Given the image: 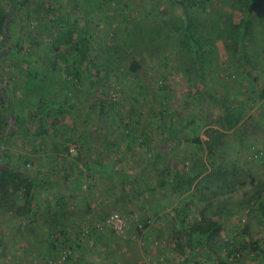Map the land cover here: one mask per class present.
I'll list each match as a JSON object with an SVG mask.
<instances>
[{
	"label": "rangeland",
	"instance_id": "374dc122",
	"mask_svg": "<svg viewBox=\"0 0 264 264\" xmlns=\"http://www.w3.org/2000/svg\"><path fill=\"white\" fill-rule=\"evenodd\" d=\"M77 8L53 26L58 11L17 14L0 45V168L34 185L33 214L0 211V264H264V0ZM13 197L24 205L22 189ZM113 211L149 221L146 238L83 233ZM209 222L214 239L191 234Z\"/></svg>",
	"mask_w": 264,
	"mask_h": 264
},
{
	"label": "trees",
	"instance_id": "16d2710c",
	"mask_svg": "<svg viewBox=\"0 0 264 264\" xmlns=\"http://www.w3.org/2000/svg\"><path fill=\"white\" fill-rule=\"evenodd\" d=\"M81 2L82 0H70V2L68 3L59 4L57 8H53L49 4L50 7L47 10L43 12H39L37 3L34 4L35 7H32L30 9L28 8L30 5V0H9L10 4H9V7L6 9L8 10V12L2 13L4 9L0 10V33L2 34V37H3L0 45L4 43V41L7 39L5 34L8 33V28H9L10 23H14L15 26H18L20 28V22L23 18L21 19L20 17H17L16 16L17 14L19 15L22 14L24 16L25 21H28V22L36 21L37 23H40V22H43V17H44L43 15H50V14L54 15L58 11L55 14L54 18L53 17L52 19L51 17L49 18V23L51 24V26H53V24L56 25V24L65 22V18L61 14V11H63L65 7L67 9L69 8L71 12H76L78 10L77 7L81 5ZM194 5H196V3H194ZM203 5L204 3L202 2V6ZM32 15H34L33 19H31ZM248 15H250V13ZM38 19L40 21H38ZM76 21L77 20H75V23ZM241 23H242L241 24L242 27L247 28L249 25L248 18L246 17L244 20H242ZM33 28H37V25H34ZM18 30L20 31V29ZM184 33H185L184 35L186 36V38L187 37L190 38V25L189 24L186 25V29L184 30ZM78 49L79 48H76L75 51H77ZM49 50H53V49L50 48ZM58 55H59L58 56L59 60L63 65H67L69 63L67 55L62 54L60 52ZM77 75L78 74H76L75 71L69 72L68 73L69 80L73 82L75 77H77ZM30 76L34 80H36L38 78L37 70L33 69ZM47 101L48 100L42 95L38 97L39 103L37 105V109L39 111L36 114H41L43 112V111L41 112V110L44 109V105L46 104ZM193 180L194 178H189V179H186L184 183H186L189 187L192 184ZM33 187H34L33 183L30 182V180L26 178L21 172H18L15 169L13 170L10 167L0 168V211H5L6 213H13L14 216H17V217H25L28 214H33V211L31 208V200H30L31 199L30 191L33 189ZM20 189H22L24 192V196H25L24 205H18L15 202V198L13 197V192L19 191ZM260 206L262 209V214L264 216V205L261 204ZM143 223H144V228H146L148 226L147 222L144 221ZM190 231L192 235L198 236L199 238L206 237L208 239H214L216 236L219 235L221 231V225L215 222H209L205 224H195L190 228ZM89 233L104 234V233H97L94 231H89ZM52 242H53L54 248L57 251L61 250L58 247L57 241L53 240ZM238 243H239L238 241L234 240L232 242L227 243L226 245L227 246L226 256L228 259H232L231 262L237 261L240 259V257H242V254H241L242 250L239 248ZM258 248H259L258 246L253 247V251L258 250ZM69 254L70 253H68L66 257L67 259H70Z\"/></svg>",
	"mask_w": 264,
	"mask_h": 264
},
{
	"label": "built area",
	"instance_id": "2783aa9c",
	"mask_svg": "<svg viewBox=\"0 0 264 264\" xmlns=\"http://www.w3.org/2000/svg\"><path fill=\"white\" fill-rule=\"evenodd\" d=\"M262 155L263 153L261 151L253 152V158H258ZM148 223L150 224L149 221L147 222V224ZM131 227H133L134 231H136L134 237H136L137 239L146 238L144 234L147 227L144 228V223L139 219L136 213L124 215L116 211L111 212L106 218L97 222L89 230H85L83 233L87 234L89 233V231H94L97 233L111 232L121 238H126L125 235ZM153 245H157V242H153ZM67 255H65V257H67ZM231 260L232 259H229V261Z\"/></svg>",
	"mask_w": 264,
	"mask_h": 264
}]
</instances>
